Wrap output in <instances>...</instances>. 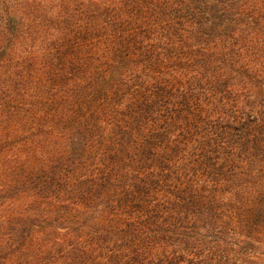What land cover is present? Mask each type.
<instances>
[{"label":"trees","instance_id":"obj_1","mask_svg":"<svg viewBox=\"0 0 264 264\" xmlns=\"http://www.w3.org/2000/svg\"><path fill=\"white\" fill-rule=\"evenodd\" d=\"M0 264H264V0H0Z\"/></svg>","mask_w":264,"mask_h":264}]
</instances>
